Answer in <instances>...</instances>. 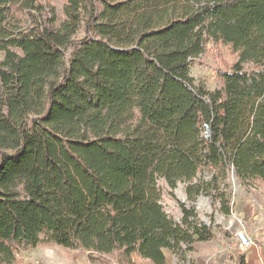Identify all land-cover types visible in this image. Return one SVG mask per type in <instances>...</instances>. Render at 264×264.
I'll list each match as a JSON object with an SVG mask.
<instances>
[{
  "label": "trees",
  "instance_id": "1",
  "mask_svg": "<svg viewBox=\"0 0 264 264\" xmlns=\"http://www.w3.org/2000/svg\"><path fill=\"white\" fill-rule=\"evenodd\" d=\"M209 40L237 55L213 90L190 74ZM0 51V264L39 245L172 264L216 233L193 205L175 222L160 178L226 214L227 168L264 184V0H0Z\"/></svg>",
  "mask_w": 264,
  "mask_h": 264
},
{
  "label": "rangeland",
  "instance_id": "2",
  "mask_svg": "<svg viewBox=\"0 0 264 264\" xmlns=\"http://www.w3.org/2000/svg\"><path fill=\"white\" fill-rule=\"evenodd\" d=\"M42 1L54 5L60 11L65 0ZM83 34L84 26L82 25L77 32V36H82ZM1 57L2 52L0 51ZM236 58L237 55L232 50L230 44L209 40L203 52L192 61L190 74L193 77L194 83L204 85L207 90H213L219 87L220 80L218 72L229 68ZM202 175L205 178L209 177L208 172H204L199 176L201 177ZM219 181V189L226 185L225 192L228 195L230 206V212L227 214L222 212L219 198L214 199V193L216 192L213 188L210 192L198 194L193 201H189L185 192V182H178L176 188L173 190V195H171L166 181L163 178L158 180L161 193L160 202L166 213L175 222H180L181 211L179 209V203L193 205L198 218L210 224L216 233L213 240L195 242L190 250L173 252L168 248H164L163 252L168 262L172 264H233L234 253L238 255V252L243 253L248 248L241 249L238 246L239 240L235 234L236 228L244 229V233L250 236V246L255 242L264 243V235L262 236L261 234L264 232L263 187L258 182H241L232 173L230 168H227L226 180L220 179ZM224 183L226 184L224 185ZM255 185L262 188L259 189ZM252 198H255L256 201H252ZM240 203L243 205L246 214L237 207ZM244 215L245 221L248 220V229L245 227L247 225L246 222L240 221ZM52 248L62 254L61 259L54 258L53 264H62L64 260V249L58 246H52ZM132 256L137 264H150L147 260L138 258L136 254H132ZM31 258H39L45 264H50L42 257L32 254L29 251H17L15 260L11 264H31L29 261Z\"/></svg>",
  "mask_w": 264,
  "mask_h": 264
},
{
  "label": "crops",
  "instance_id": "3",
  "mask_svg": "<svg viewBox=\"0 0 264 264\" xmlns=\"http://www.w3.org/2000/svg\"><path fill=\"white\" fill-rule=\"evenodd\" d=\"M256 182H258V181H254V183H256ZM258 184H260V186H262L263 188L260 186L258 187L256 185H255V187H258L259 189L262 188L263 193H264V184L261 182H258ZM255 201H256V199H255ZM237 207L240 210H243L244 214H246V212L244 211V207L241 203L238 204ZM248 207L250 208V206H248ZM240 221H242V222L245 221V215L243 218L240 219ZM245 222L247 224L245 227H246V229H248V226H249L248 220H246ZM242 230L244 231V229H242ZM261 234L263 236L264 232ZM246 235L250 238V236L248 234H246ZM261 240H263V239H261ZM28 251L32 254H35L37 256L42 257L43 259L48 261L50 264L54 263L55 257H57V259H61V256H62V254H60L58 251L56 252L52 248V246L39 245V246H35V247L29 249ZM239 254H244L245 258L247 259L249 264H264V243L262 244L260 242H258V243L255 242V243H253V245H251L247 249H245V252H243V253L238 252V255ZM63 255H64V260H63L64 264H89L87 253L85 251H80L78 249H72L70 251L64 250ZM238 255L236 253H234L233 264H237ZM133 260H135V259L133 258ZM147 261L150 263L149 260H147Z\"/></svg>",
  "mask_w": 264,
  "mask_h": 264
},
{
  "label": "built area",
  "instance_id": "4",
  "mask_svg": "<svg viewBox=\"0 0 264 264\" xmlns=\"http://www.w3.org/2000/svg\"><path fill=\"white\" fill-rule=\"evenodd\" d=\"M255 199L252 198V201H254ZM235 234L238 238V246L241 248V249H245L247 247L250 246L251 244V240L250 238L244 233V231L240 228H236L235 229ZM30 263L31 264H45V262H43L41 259L39 258H31L29 259Z\"/></svg>",
  "mask_w": 264,
  "mask_h": 264
},
{
  "label": "water",
  "instance_id": "5",
  "mask_svg": "<svg viewBox=\"0 0 264 264\" xmlns=\"http://www.w3.org/2000/svg\"><path fill=\"white\" fill-rule=\"evenodd\" d=\"M205 135L206 136H209L210 135V128H209V126L208 125H205Z\"/></svg>",
  "mask_w": 264,
  "mask_h": 264
}]
</instances>
